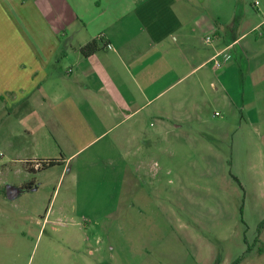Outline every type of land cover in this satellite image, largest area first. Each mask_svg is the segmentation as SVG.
Returning <instances> with one entry per match:
<instances>
[{
    "label": "crops",
    "instance_id": "crops-1",
    "mask_svg": "<svg viewBox=\"0 0 264 264\" xmlns=\"http://www.w3.org/2000/svg\"><path fill=\"white\" fill-rule=\"evenodd\" d=\"M250 3L253 9L249 0H0V125L7 127L0 150L33 155L15 170L25 176L7 182L21 189L13 199L40 188L29 179L39 163H25L53 158L52 148L64 157L61 176L94 148L83 163L110 148L128 174L130 164L146 168L141 154L158 137L181 136L210 90L221 88L218 101L228 97V108L233 91L243 109L253 100L264 121V0ZM93 39L99 48L85 56L80 48ZM235 48L247 63L243 74ZM222 51L231 58L216 67Z\"/></svg>",
    "mask_w": 264,
    "mask_h": 264
},
{
    "label": "rangeland",
    "instance_id": "rangeland-1",
    "mask_svg": "<svg viewBox=\"0 0 264 264\" xmlns=\"http://www.w3.org/2000/svg\"><path fill=\"white\" fill-rule=\"evenodd\" d=\"M230 52L245 73L247 63ZM221 90L195 102L181 136L154 139L141 154L146 168L130 164L133 174L110 148L83 163L94 148L62 176L63 163L30 172L40 188L9 199L6 183L25 176L15 170L33 155L1 157L0 264H264V121L234 91L224 106ZM52 149L43 156L61 158Z\"/></svg>",
    "mask_w": 264,
    "mask_h": 264
},
{
    "label": "trees",
    "instance_id": "trees-1",
    "mask_svg": "<svg viewBox=\"0 0 264 264\" xmlns=\"http://www.w3.org/2000/svg\"><path fill=\"white\" fill-rule=\"evenodd\" d=\"M99 48V41L97 39H93L90 42H88L87 44L83 45L80 50L81 52L85 55L88 56L92 53H94L95 51H97ZM36 160V161H35ZM35 160H28L27 162L33 163V162H37V161H41L42 165H38V170H31V172H36V171H40L41 169L44 168H48L49 166H53L55 164H62L64 163V157L61 156V158H48V159H35ZM32 183H28V185H31Z\"/></svg>",
    "mask_w": 264,
    "mask_h": 264
},
{
    "label": "built area",
    "instance_id": "built-area-1",
    "mask_svg": "<svg viewBox=\"0 0 264 264\" xmlns=\"http://www.w3.org/2000/svg\"><path fill=\"white\" fill-rule=\"evenodd\" d=\"M211 39L210 36H207V41ZM231 58V54L226 51H222L219 54H217L214 58V64L216 67H220L224 62L228 61ZM4 153L0 150V158L3 157Z\"/></svg>",
    "mask_w": 264,
    "mask_h": 264
},
{
    "label": "water",
    "instance_id": "water-1",
    "mask_svg": "<svg viewBox=\"0 0 264 264\" xmlns=\"http://www.w3.org/2000/svg\"><path fill=\"white\" fill-rule=\"evenodd\" d=\"M21 191L19 187L14 184L7 183L6 185V194L9 199H13L17 196V194Z\"/></svg>",
    "mask_w": 264,
    "mask_h": 264
}]
</instances>
